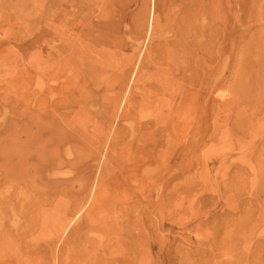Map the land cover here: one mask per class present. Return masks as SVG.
<instances>
[{
  "label": "rangeland",
  "instance_id": "rangeland-1",
  "mask_svg": "<svg viewBox=\"0 0 264 264\" xmlns=\"http://www.w3.org/2000/svg\"><path fill=\"white\" fill-rule=\"evenodd\" d=\"M261 54L264 0H0L1 240L49 264L83 236L110 264H264Z\"/></svg>",
  "mask_w": 264,
  "mask_h": 264
},
{
  "label": "bare ground",
  "instance_id": "bare-ground-1",
  "mask_svg": "<svg viewBox=\"0 0 264 264\" xmlns=\"http://www.w3.org/2000/svg\"><path fill=\"white\" fill-rule=\"evenodd\" d=\"M155 1V0H154ZM153 8V7H152ZM155 10V9H154ZM153 9L151 10V20H150V26L153 24V16H154V11ZM66 16V15H65ZM261 55H263V54H261ZM72 56V55H71ZM98 57V56H97ZM68 59V58H67ZM97 59V58H96ZM261 59L262 60H264V55L261 57ZM97 66V65H96ZM177 67V66H176ZM87 69V68H86ZM88 70V69H87ZM98 71V70H97ZM101 71V70H100ZM100 73V72H99ZM90 74V73H89ZM48 76V74H45V76ZM263 77L261 78V79H264V75H262ZM93 76H91V78H92ZM96 77H98V75L96 76ZM105 78V77H104ZM94 78H92V80H93ZM103 79V78H102ZM161 79H163V78H161ZM192 79V78H191ZM194 80H195V78H193ZM196 79H197V77H196ZM40 80V79H39ZM105 80V79H104ZM165 80V79H164ZM169 80H171V79H169ZM43 82H44V80H43ZM90 82V81H89ZM102 82V81H101ZM161 82V81H160ZM162 82H163V80H162ZM194 82V81H193ZM41 83V82H40ZM57 83V82H56ZM96 83V82H95ZM170 83V82H169ZM174 83V82H173ZM42 84V83H41ZM87 84V83H86ZM165 84V83H164ZM160 85V84H159ZM157 86V87H162L161 85L160 86ZM39 86V85H38ZM41 86H43V85H41ZM98 86V85H97ZM246 86H248L247 87V89L249 90V92H251L252 90H255L254 91V93H253V96H254V94H255V99H251V101L252 102H247V104H249L250 106H249V108L251 109V112H252V114H256V113H258L259 111H261V110H263L264 109V84L259 80V79H257V82H256V80H255V83H249L248 85H246ZM170 87V86H169ZM39 88V87H38ZM41 88V87H40ZM44 88H45V86H44ZM43 88V89H44ZM83 88H86V87H82V90H83ZM162 88H164V87H162ZM167 88H168V86H167ZM173 89V88H172ZM34 90V89H33ZM42 90V89H41ZM149 90V89H148ZM162 90V89H161ZM43 91V90H42ZM78 91V90H77ZM163 91H165V89L163 90ZM169 91V90H168ZM245 91H246V89H245ZM82 92V91H81ZM81 92H79V93H81ZM84 92H85V90H84ZM86 92L88 93V90H86ZM162 92V91H161ZM52 95H54V94H52ZM87 95V94H86ZM91 95V94H90ZM58 96V95H57ZM56 96V97H57ZM173 97V96H172ZM55 98V97H54ZM53 98V99H54ZM241 98H243L241 95H239V96H237V99L235 100V102H234V105L236 106L237 105V102H243L244 100L243 99H241ZM88 99V98H87ZM85 99H83L82 101H84ZM91 100V99H90ZM52 101V100H51ZM162 100H160V102H161ZM170 101V100H169ZM87 102H89V101H87ZM160 102H158V103H160ZM83 103V102H82ZM157 103V104H158ZM162 103H164L163 101H162ZM165 103H167V102H165ZM179 103V102H178ZM156 105V104H155ZM88 106V105H87ZM142 106H143V103H142ZM158 106V105H157ZM156 106V107H157ZM166 106V105H165ZM170 106V105H169ZM115 107V106H114ZM158 107H160V105L158 106ZM129 108H130V106H129ZM168 108V107H167ZM172 108V107H171ZM243 108V107H242ZM247 108V107H246ZM128 109V108H127ZM158 109H160V108H158ZM164 109V107L162 108V109H160L159 111H161V110H163ZM245 109V108H244ZM53 110V109H52ZM171 110V109H170ZM55 111V110H54ZM129 111V110H128ZM157 111V110H156ZM169 111V110H168ZM24 112V111H23ZM43 112H45V111H43ZM42 112V113H43ZM47 112V111H46ZM139 112H141V109H139ZM155 112V111H154ZM170 112V111H169ZM242 112V111H241ZM42 113H40V114H42ZM52 113V112H51ZM147 113H150V116L152 115V112H147ZM146 113V114H147ZM155 113H157V112H155ZM163 113V112H162ZM173 113V112H172ZM245 113V112H244ZM126 114H127V112H126ZM141 114V113H140ZM143 114V113H142ZM158 114H159V112H158ZM52 115H54V112L52 113ZM177 115H178V113H177ZM243 115V114H242ZM43 115H41V117H42ZM129 116V115H128ZM150 116H149V118H150ZM160 116V115H159ZM181 116V115H180ZM62 117V116H61ZM60 117V119H62ZM148 117V116H147ZM146 117V118H147ZM164 117V116H163ZM40 118V117H39ZM53 118H55V116H53ZM64 119H65V117H63ZM130 118V117H129ZM141 118V117H140ZM144 118V117H143ZM153 118V117H152ZM58 119H59V117H58ZM63 119V120H64ZM124 119H125V117H124ZM133 119H134V117H133ZM148 119V118H147ZM194 118H192V120H193ZM141 120V119H140ZM150 120V119H149ZM152 120V119H151ZM47 121V120H46ZM65 121H70V120H66L65 119ZM153 121H156V119H154ZM159 121H160V119H159ZM162 121V120H161ZM194 121V120H193ZM41 122V121H40ZM51 122V121H50ZM58 122V121H57ZM47 123V122H46ZM70 123V122H69ZM156 123V122H155ZM159 123V122H158ZM162 123H164V121H162ZM157 124V123H156ZM51 125H53V124H51ZM68 125V124H67ZM75 125V124H74ZM155 125V124H154ZM224 125H226V126H228V125H231L228 129H235L236 128V126H235V124H232V122L229 120L228 121V123L227 122H225L224 123ZM46 126H48V125H46ZM62 126H63V124H62ZM71 126H73V125H71ZM76 126V125H75ZM160 126V125H159ZM53 127V126H52ZM60 127H61V125H60ZM70 127V126H69ZM77 127V126H76ZM63 128H64V126H63ZM156 128V127H155ZM154 128V129H155ZM23 129H24V133H23V135L25 136V138H26V142H28V134H27V132H26V125H23ZM64 129H66V127L64 128ZM70 129V128H69ZM72 129V128H71ZM185 129V128H184ZM183 129V130H184ZM37 130H38V132H39V128H37ZM153 130V129H152ZM151 130V131H152ZM182 130V131H183ZM58 131H60V130H58ZM146 131V130H145ZM148 131H150V130H148ZM150 131V132H151ZM47 132V131H46ZM65 132V131H64ZM68 132V131H67ZM73 132V131H72ZM73 133H75V132H73ZM147 133V132H146ZM149 133V132H148ZM183 133V132H182ZM40 134V133H39ZM81 134V133H80ZM184 134V133H183ZM46 135V134H45ZM71 135H73V134H71ZM152 135V136H151ZM151 135H150V139H151V141L153 142V144H155L153 147L155 148V149H157L155 152H157L158 153V158L159 159H161V160H163V158H167V156H168V154H165V152L164 151H162L161 150V148L159 147V145L161 146V143H160V140H162L163 139V137H161V138H159V139H157L156 137V135H155V132H153V133H151ZM187 135V134H186ZM191 135V134H190ZM258 135V133H256V134H253L252 136H253V139H255L256 138V136ZM48 136H50V135H48ZM74 136H75V134H74ZM73 136V137H74ZM141 136L143 137V134H141ZM146 136V135H145ZM159 136V135H158ZM37 137V136H36ZM38 137H40V136H38ZM70 137V136H69ZM68 137V138H69ZM142 137H141V140H140V142L142 141ZM81 138L83 139V137L81 136ZM80 138V139H81ZM174 138V137H173ZM171 139V140H173V143H172V146H171V148L168 150V152H169V156L170 157H173L174 156V153H175V147L177 146V145H179V142H177L178 140L176 139ZM38 140H39V138H37ZM73 139V138H72ZM75 139V138H74ZM146 139H148V137L146 138ZM68 140V139H67ZM70 140V139H69ZM77 141H78V139H76ZM76 140H74V143H75V141ZM149 140V139H148ZM139 141V140H138ZM67 142V141H66ZM65 142V143H66ZM80 142V141H79ZM149 142V141H148ZM169 142V141H168ZM172 142V141H171ZM33 143V142H32ZM39 143H40V141H39ZM72 143H73V141H72ZM78 143V142H77ZM77 143H76V145H77ZM30 144V143H29ZM35 144H38L37 142L35 143ZM140 144V143H139ZM149 144H151V143H149ZM159 144V145H158ZM170 144V143H169ZM40 145H42L41 143H40ZM72 145V144H71ZM80 145V144H79ZM140 145H142V143L140 144ZM144 145V144H143ZM74 146V145H73ZM72 146V147H73ZM87 146V145H86ZM92 146V145H91ZM150 146V145H149ZM71 147V148H72ZM77 147V146H76ZM76 147H74V148H76ZM80 147H81V145H80ZM94 147V146H93ZM165 147V146H164ZM170 147V146H169ZM180 147V146H179ZM95 148H97V147H95ZM130 148V147H129ZM144 148V147H143ZM177 148V147H176ZM82 149V148H81ZM81 149H79V150H81ZM86 149V148H85ZM89 149V148H88ZM94 149V148H93ZM148 149V148H147ZM154 149V150H155ZM165 149V148H164ZM178 149V148H177ZM72 150V149H71ZM150 150V149H149ZM234 150H238V151H240V152H244V146H242V145H239L237 148H235ZM246 150V149H245ZM82 151V150H81ZM91 151V150H90ZM97 151H98V149H97ZM76 152V151H75ZM92 152V151H91ZM90 152V153H91ZM154 152V151H153ZM237 152V151H236ZM47 153V152H46ZM97 153H99V152H97ZM171 154V155H170ZM76 155V154H75ZM156 155V154H155ZM243 155V154H242ZM65 156V155H64ZM91 156V155H90ZM148 156V155H147ZM168 156V157H169ZM240 156V155H239ZM89 157V156H88ZM98 157V156H97ZM178 157V156H177ZM232 157V156H231ZM234 157V156H233ZM52 158H54V157H52ZM62 158H63V156H62ZM65 158H67V157H65ZM148 158V157H147ZM44 159H45V156H44ZM99 159V158H98ZM121 159V158H120ZM222 159V158H221ZM56 160V159H55ZM63 160V159H62ZM61 160V161H62ZM170 160V159H169ZM169 160H168V163H169ZM52 161V160H51ZM64 161V160H63ZM124 161V160H123ZM122 161V162H123ZM165 161V160H164ZM204 161V160H203ZM56 163H57V160L55 161ZM55 162H54V164H55ZM65 162V161H64ZM125 162H128V161H125ZM120 163V162H119ZM204 163H205V161H204ZM43 164V163H42ZM42 164H40V166L42 165ZM45 164V163H44ZM50 164H51V162H50ZM64 164V163H63ZM167 164V163H166ZM39 165V164H38ZM57 165H58V163H57ZM37 166V165H36ZM44 166V165H43ZM59 166V165H58ZM62 166V165H61ZM63 166H65V165H63ZM77 166V165H76ZM123 166V165H122ZM164 166V165H163ZM33 167V166H32ZM31 167V169H33L34 170V168H32ZM48 167V166H47ZM151 167V166H150ZM165 167V166H164ZM46 168V167H45ZM147 168V167H146ZM24 169V168H23ZM41 169V168H40ZM43 169V168H42ZM58 169H61V168H58ZM83 169V168H82ZM44 170H46V169H44ZM80 170V169H79ZM146 170V169H145ZM28 171H30L29 169H27L26 168V172H28ZM162 171V170H161ZM34 172H35V170H34ZM34 172H32V174H34ZM79 172V171H78ZM157 172V171H156ZM11 175V174H10ZM27 175V174H26ZM39 175V174H38ZM21 177V176H20ZM148 177V176H147ZM4 178V177H3ZM27 178V177H26ZM6 179L4 178V181H5ZM8 180V179H7ZM10 180V179H9ZM23 180V179H22ZM153 180V179H152ZM155 180V179H154ZM1 181V180H0ZM13 181V180H12ZM27 181V180H26ZM156 181V180H155ZM8 182V181H7ZM16 182V181H15ZM19 182V181H18ZM36 182V181H35ZM6 183V182H5ZM24 183V182H23ZM155 183V182H154ZM1 184V183H0ZM12 184H13V182H12ZM11 184V185H12ZM60 184V183H59ZM148 184V183H147ZM163 184V183H162ZM51 185V184H50ZM141 185H144V184H141ZM158 185V184H157ZM152 188V187H151ZM177 189V188H176ZM106 190V189H105ZM159 190V189H158ZM143 192H145L144 190H143ZM177 192V191H176ZM20 194H21V192H20ZM130 196V195H129ZM11 197V196H10ZM4 198V197H3ZM84 198H86V197H84ZM16 199V198H15ZM76 199V198H75ZM78 199H80V198H78ZM2 200V199H1ZM7 200V199H6ZM10 200V199H9ZM9 200H8V202H9ZM14 200V199H13ZM19 200H20V198H18V201L17 202H19ZM82 200V199H81ZM89 200V199H88ZM77 201V200H76ZM95 201V200H94ZM7 201H6V203H8ZM86 202V201H85ZM9 204V203H8ZM14 204V203H13ZM13 204H12V206H13ZM82 203L81 202H79V201H77V202H74V203H72V204H70V202L68 203V207H65V209L63 210V213H61V217L59 218V220H58V226H57V230H58V232L60 233V232H64V231H66L67 230V228H68V226H69V224L72 222V221H70L69 220V216H68V213L67 212H69V215H71V216H74V219H77L80 215H81V212H82V210H83V207H84V204L83 205H81ZM16 205V204H15ZM21 205H23V204H21ZM5 206H6V204H5ZM9 205H7V208H9L8 207ZM86 206V205H85ZM111 206V205H110ZM22 208H23V206H21ZM108 207H109V205H108ZM116 207V206H115ZM114 207V208H115ZM102 208V207H101ZM112 208V207H111ZM4 210H6V209H4ZM9 210V209H8ZM66 210H70V211H66ZM7 211V210H6ZM17 211V210H16ZM21 211H23V210H21ZM20 211V212H21ZM104 211V210H103ZM12 212H13V210H12ZM19 212V211H18ZM14 214V213H13ZM97 214V213H96ZM104 214V213H103ZM98 215V214H97ZM100 215V214H99ZM98 215V216H99ZM109 215V214H108ZM7 217V215L5 216V218ZM94 217V216H93ZM2 219V218H1ZM96 219V218H95ZM99 219H100V216H99ZM95 222H96V220H95ZM97 223H101V222H98L97 221ZM2 226H4V225H2ZM91 226V225H90ZM1 227V226H0ZM96 225L94 226V228H91V231L92 232H95V231H97L96 230ZM4 229V228H3ZM3 229H0V236H3V235H5V232H3L4 230ZM87 229H89V228H87ZM98 229H99V226H98ZM89 231V230H88ZM98 231H101V230H98ZM24 235V234H23ZM106 235H108L107 234V232H106ZM7 237V236H6ZM25 237V236H24ZM24 237H22V238H24ZM104 238H106V237H104ZM108 238V237H107ZM2 237H0V264H49L48 263V261H45L44 259H38V257H35L34 255L36 254V250L35 251H30L29 249H28V245L26 246V248L28 249V251H30V252H27V256L24 258L23 256H20V255H18V252H16V250H14L13 248L11 249L10 247H8V246H10V245H8V244H4V241H2V240H4V239H2ZM79 239V241H80V238H78ZM8 240V239H7ZM74 241V240H73ZM82 241L83 242H81V245H79V244H71V247L67 250L68 251V253H67V255L64 257V255H63V252L61 253V254H58V257H57V260H58V262L56 263V262H54V264L56 263V264H110V263H108V262H110V261H115V258H113V254H114V250H113V247H102V245H96L95 243V241H93L92 239H90L89 237H86V236H83V239H82ZM3 242V243H2ZM71 242V241H70ZM109 242V241H108ZM8 243V242H7ZM76 243V242H75ZM98 243V242H97ZM100 244H102V243H100ZM8 245V246H7ZM73 245V246H72ZM106 246H107V244H105ZM66 247V246H65ZM92 249V250H91ZM14 250V251H13ZM91 250V251H90ZM23 255V254H22ZM25 256V255H24ZM37 256V255H36ZM127 261V260H126ZM114 262H111V264H113ZM122 263V262H121ZM125 264V263H124Z\"/></svg>",
  "mask_w": 264,
  "mask_h": 264
}]
</instances>
